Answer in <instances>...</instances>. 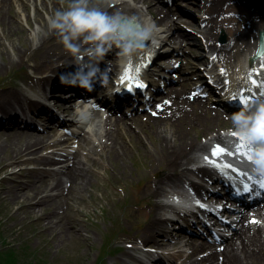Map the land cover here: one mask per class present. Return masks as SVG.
Instances as JSON below:
<instances>
[{
    "label": "bare ground",
    "instance_id": "bare-ground-1",
    "mask_svg": "<svg viewBox=\"0 0 264 264\" xmlns=\"http://www.w3.org/2000/svg\"><path fill=\"white\" fill-rule=\"evenodd\" d=\"M18 1H21L18 5L23 7L26 4L25 9L29 3L33 1L36 7L35 25L29 31L21 30L20 27V15L15 18L17 26L13 22V17L17 16L19 10L14 6ZM41 4L38 5L37 0H0V25H8L9 28H1L2 35L6 38L11 36L9 39V46L14 48L13 54H9V64L15 63L20 60L22 62L24 57L28 55L32 60V68L36 71L53 69L68 55H71L65 50L63 45L59 42L57 35L50 33L47 28V20L43 16L46 12L49 16L51 12L56 11L55 6L57 0L49 3L50 7L47 8L44 0H39ZM151 1V0H149ZM148 0H113L112 4L106 9L109 12H121L126 15H146L150 17L159 30L158 42L154 48L150 47V50L142 51L133 62L130 64L134 68L136 66H142L140 68L139 77L152 74L149 69L151 62L164 54L163 65L171 66L173 69H179L184 71L188 67L187 61L184 62L179 58V51L185 50L188 45L194 43L198 48L209 51H216L217 48L214 45L215 38L217 36L216 27L213 26L214 22H210L213 17L222 16L226 11V4L228 0H196L194 3L195 10L212 7V10L204 9L203 14L192 13L180 6L177 11L165 9L161 4L149 2ZM193 1L190 0L188 3L193 5ZM253 1V0H252ZM248 2V1H246ZM245 2V3H246ZM248 2V7L250 6ZM244 4L243 2L241 3ZM146 5V6H145ZM227 5L235 9L234 3H228ZM61 8L63 5H59ZM236 10V9H235ZM13 11V14H12ZM258 12L257 16L253 14L250 16L238 13L237 17L240 21L247 26L241 31L243 36L241 38L235 37V44L230 47L227 52H223L221 49L220 53L215 59H210L209 63L206 58L203 59V64L206 66L205 71L215 72L219 81L228 87L227 94L232 96L234 92L242 91L248 92L249 84L244 75L247 76L249 69L247 66V58L251 49L255 50L257 42L253 43L249 38V27L255 22L260 21L264 24V3L260 9H256ZM216 13V15L214 14ZM238 12V10H236ZM160 18L158 23L157 17ZM199 20V21H198ZM44 21V22H43ZM202 21V22H201ZM188 23V24H187ZM9 29V30H8ZM23 33V34H21ZM24 39L21 49L15 48V39ZM166 46L164 52L162 47ZM193 51V50H192ZM173 54V55H172ZM190 54L192 52L190 51ZM194 54L196 51L194 50ZM247 55V56H246ZM172 58V59H171ZM170 59V60H169ZM65 60V59H64ZM166 60H169L166 62ZM181 60V61H178ZM116 71L115 77L117 80L122 81V76L126 68H121L117 54L112 57V61H109ZM179 62V63H178ZM246 63V64H245ZM223 67V72L214 70L213 67ZM245 64V65H244ZM258 64V65H256ZM264 64V57L251 64V67H256ZM129 66V65H128ZM201 70V69H200ZM146 73V74H145ZM165 74V73H164ZM47 75H43L38 79H45ZM33 78V75L29 76ZM179 88H173L168 91L163 97L171 102L163 103L158 107H153V101H149L148 105L153 109L147 111L143 116L137 118H113L111 116H104L101 112L96 113V120L101 121L100 129L96 135L100 136L101 139L97 143L99 148L104 151L109 160L123 161V165L126 164L125 159L128 158L129 151L133 153L134 149H143L144 155H157L159 159L158 167L155 170L154 165L150 166L147 170L146 183L143 193L145 194L146 200L150 203V208L145 211L143 208L142 215L145 217L146 226L143 227L140 237L136 234L133 236H127L126 241L136 240L140 244H152L156 247L161 246L165 239L170 246H177L180 248V252L184 251V247H191L190 252L182 264H264V208L263 211H258V215L262 218L261 225L248 226L238 234L236 239L226 240L224 242V248H217L205 244L200 240V236H193L189 230H183L185 232H178L177 235H172L169 238V234L172 230L169 225H172L173 220L165 218L163 213L168 209H174L180 216L185 214L182 210L171 206L170 204L163 203V197L167 196L168 187L175 188L176 186L188 182L191 186H197L192 177L196 175H208L204 169L194 170L189 166L191 161V151L195 148H204L206 142L204 140L208 135H204V140H198L193 136L194 131L200 126L204 125L205 130H208L212 123L219 120L222 115L215 112L213 117L208 116L210 110L204 104V99L201 93H196L193 97L189 96V91L194 85V79H191L188 75H182L179 77ZM123 83V82H122ZM200 84H198L199 86ZM188 93V97L181 98L180 96ZM163 93V92H162ZM15 96V93L13 95ZM4 100L0 101V107L7 100L5 95ZM228 98V97H226ZM134 99V98H133ZM192 99L194 101H192ZM189 100V102L187 101ZM191 101V102H190ZM10 104L19 102L17 99H8ZM164 102V101H163ZM113 111V110H112ZM43 116V115H41ZM208 116V117H207ZM201 118H203L201 120ZM138 121V122H137ZM137 123V124H136ZM136 124V125H135ZM135 125V126H134ZM150 125L153 127V131L156 134V141L154 142L151 138L149 142L145 139L144 129L145 126ZM134 126V127H133ZM82 128L84 132L85 128ZM83 134V133H82ZM136 137L135 144H132V136ZM77 137L71 143V146H75V143L79 146L87 144L88 154L94 152L91 148L92 138L90 135H74ZM7 141V146L14 148L13 162L8 164H14L16 159L21 162H27L31 159L27 157L35 156L34 159L39 158L44 163H54V165H63L65 162H71L64 169L57 170L56 174L58 179L52 186V189L46 188L36 192L35 187L30 189L34 192L32 199L35 200L29 209L36 210L39 220L48 217L51 209L59 208L63 203H68L69 195L74 190L83 191L86 189L90 182V174L95 172L92 165L84 162L80 156L83 148L77 149L76 152L71 155L70 153L65 154L59 150H52L51 148L56 145V142H49V133L43 134H15L10 137ZM212 138L220 141L224 139V133L217 132L212 135ZM95 146V145H94ZM45 150V154L41 152ZM21 153L22 155H18ZM41 155V156H40ZM55 155H61L67 157H73V159H56ZM17 156V157H16ZM149 173H154L156 178L152 179ZM208 181V179H204ZM78 187V188H77ZM77 188V189H76ZM26 189H28L26 187ZM54 190H62V193L53 194ZM18 197H16L17 200ZM26 198H30L27 194ZM45 202L47 203L45 205ZM24 206H27L25 204ZM179 223V222H178ZM48 225L52 226V219L48 221ZM56 228L59 229L58 235L62 236L67 234V231L75 230L77 227L74 225V221L71 218L66 219L62 216ZM182 227L181 229H183ZM207 251L210 253L204 254ZM131 252H127V257H132ZM124 261L125 259H120Z\"/></svg>",
    "mask_w": 264,
    "mask_h": 264
},
{
    "label": "rangeland",
    "instance_id": "rangeland-1",
    "mask_svg": "<svg viewBox=\"0 0 264 264\" xmlns=\"http://www.w3.org/2000/svg\"><path fill=\"white\" fill-rule=\"evenodd\" d=\"M51 1L54 0H44L47 8L50 7L49 3ZM241 1H248L252 4L251 11H249V8L245 9V7H248V2L244 3L246 14L243 15L246 16H250L252 13L257 16L258 12L256 9H260L262 3H264V0H228L227 4L234 3L235 9L242 13L243 9L240 7ZM37 2L38 5L41 4L39 0ZM149 2L157 4L156 0ZM19 3L21 1H18L14 5L19 10V13L13 17L12 23L17 26L15 18L21 12L19 32L22 28L32 29L35 22L36 7L33 1L29 3L26 9L24 8L26 4L23 7L22 5H18ZM58 3L59 5H63L62 7L67 6V0H57L55 4V6L57 5L56 10L62 8H59ZM183 3L184 1L182 2L181 0L179 4ZM227 4L224 15L213 17L210 22H214L213 26L216 27L217 34H219L218 37L225 36L229 41L231 39V47L236 42L235 37L241 38L243 36L241 31L247 26L238 19L236 10ZM188 8L189 10L195 9L194 5L191 4ZM208 8L212 10V7L209 6L202 9ZM167 9L175 11L174 7ZM202 9L196 10L195 13L201 14ZM230 11L234 12L236 16L231 15ZM48 12L54 13L49 9ZM214 14L216 15L215 12ZM43 16L46 20L49 17L46 12L43 13ZM157 21L159 23L160 18L157 17ZM9 26L10 23L8 25H0V32L1 28L5 29L9 28ZM260 28H264V24L260 21L255 22L249 27V38L253 43L256 40V32ZM9 39H11V36L6 38L0 33V101L4 100L3 97L5 95L7 96V100H12L15 98L13 97L14 93L16 98H18V93L21 95L22 103L24 101L23 96L27 97V94L30 95L32 89L36 91L41 87L39 81L32 80L29 76L31 74H39L38 72L42 70L36 71L32 68V60L28 55L24 57L22 62L18 60L15 63L9 64V54H13L14 52V48L8 44ZM23 41L24 39L22 38L21 40L15 39V48L21 49L22 45H24ZM223 44L224 41L219 42L220 46ZM194 50L196 54H194ZM112 51L110 52L111 54ZM190 51L192 54H190ZM180 53H183L181 57L185 61L194 62L198 70V66L203 65V59L206 56L205 54H207L206 50L198 48L194 43L188 45ZM105 66H109L108 62H105ZM157 69L161 68L157 67ZM191 70L185 69V75H193V79L202 76L198 75V72H192ZM178 73L180 76L181 73ZM160 80L165 85L163 88V92H167L165 94H168V91H170L168 90L170 86L173 88L180 87L178 82L170 84L161 78ZM193 92L204 93L210 98L205 84L199 86ZM160 94L156 95V97H163L164 94ZM180 97L187 99L188 92ZM159 101L163 103V99ZM187 101L189 102V100ZM6 106L9 105L4 103L0 107V110L6 108ZM206 106L207 108L209 107L208 105ZM143 115L141 113V116ZM208 116L213 117L215 115L210 111ZM227 120L226 115L219 118L218 121L211 124L208 130L203 129L204 125L200 126L194 131L193 136L200 141L204 135H210L215 130L214 124L227 125ZM12 125L9 123L6 127H0V252L10 247L18 248L23 243H28L29 254H27V257L31 262L35 259L33 252L37 251L41 257H44L43 260L45 259L47 264H123L124 261H120V259H125V263L127 264L130 257H127L126 253L129 251L133 254L135 248L141 245L139 241H126V238L134 234L140 237L142 234L140 230L146 226L142 210L143 208L145 211L148 210L150 203L146 200L143 193L146 183L145 175L150 166L154 165V169H157L159 163L158 156H145L143 149L135 148L133 153L129 151L128 158L125 159L126 164L123 165V161H109L99 147H92L91 145V148L97 151L88 154L89 146H87L82 150L80 158L87 163H94L92 168L95 170V172L89 175L90 182L88 186L83 191L74 190L69 195L67 204L63 203L61 207L51 209L48 217L39 220L36 211L40 208L37 207L38 209L36 210L29 209L30 205L35 202L32 199L34 192L30 188L35 187L36 192L46 188L52 189V186L58 179V175L55 170L49 169L52 166L50 165L51 163H44L45 161L41 160L40 157L36 159H34L35 156L27 157L31 159L27 162H21L19 159H16L14 164H8L15 160L12 159L14 148L12 146L8 147L7 141L15 134L26 133L21 125L16 127H12ZM75 129L81 130L79 128ZM48 133L50 137L49 142L63 137L56 134L54 129L49 130ZM144 134L146 135L145 139L147 142H149L150 138L154 142L156 141V134L152 126H145ZM92 136L97 137L96 132H92ZM132 140L131 143L135 144L136 137L134 135L132 136ZM70 149L74 150L75 148L71 147ZM195 150L197 149H193L190 155ZM45 153V150L41 152V154ZM18 155L22 154L18 153ZM57 157L61 158L62 156L57 155ZM58 168L56 167L55 169ZM149 174L152 179H155L154 173ZM60 192L62 193V190L52 191L53 194ZM27 194L30 195L28 199L26 198ZM16 197H18L17 200ZM25 204L27 206H24ZM62 216L66 219L71 218L77 229L67 231V234L59 236V229L56 228V224ZM51 219L52 226H49L48 221ZM186 248V253H190L192 248ZM184 254L179 253L176 255L180 264L185 259ZM20 264H26V260L21 261Z\"/></svg>",
    "mask_w": 264,
    "mask_h": 264
},
{
    "label": "clouds",
    "instance_id": "clouds-1",
    "mask_svg": "<svg viewBox=\"0 0 264 264\" xmlns=\"http://www.w3.org/2000/svg\"><path fill=\"white\" fill-rule=\"evenodd\" d=\"M113 0H67V6L57 9L47 18V28L57 35L59 42L72 56L75 72L61 75L62 84L78 86L89 92L99 82L107 87L109 69L102 70L101 62L113 49H117L121 68L130 65L142 51L154 48L159 30L146 15H126L106 9ZM247 79V76H243ZM239 92L233 93L238 96ZM95 106L89 101L78 100L73 106L72 119L82 127H91ZM231 121L225 135L230 142L236 138L247 146L251 161L248 173L254 179H264V95L256 96L242 105L238 112L226 117ZM176 204V197L162 201ZM189 194L181 196L178 208L188 210L193 206Z\"/></svg>",
    "mask_w": 264,
    "mask_h": 264
},
{
    "label": "snow or ice",
    "instance_id": "snow-or-ice-1",
    "mask_svg": "<svg viewBox=\"0 0 264 264\" xmlns=\"http://www.w3.org/2000/svg\"><path fill=\"white\" fill-rule=\"evenodd\" d=\"M141 67L142 66H136L134 68L132 65H129L126 68L124 75L122 76L121 79H122V82H125L126 85L129 87V90H132V88L140 89V88L146 87V85L139 79V72H140ZM252 83L257 84V81L253 80ZM257 86L259 88H264V81L260 82V84ZM261 95H264V92H262ZM233 99H236V98L233 97ZM248 101H249L248 97L240 98V103L242 105H246L248 103ZM237 152L240 155L245 156L248 161H251V156L249 154V150H248L247 146L245 145V143H243L242 138H241V142L237 145ZM225 153H226L225 148L221 147L220 145H216L212 150V156L213 157H220V156L224 155ZM227 155H233V153L227 152ZM205 160L208 161V163L213 164L214 166L221 168V169L231 167V165H228V164L220 165L217 163V161L210 160L208 157H205ZM259 185L261 188H264V179L259 181ZM246 190H250V189H247V186H246ZM253 223H257V221L254 220Z\"/></svg>",
    "mask_w": 264,
    "mask_h": 264
},
{
    "label": "trees",
    "instance_id": "trees-1",
    "mask_svg": "<svg viewBox=\"0 0 264 264\" xmlns=\"http://www.w3.org/2000/svg\"><path fill=\"white\" fill-rule=\"evenodd\" d=\"M27 254H29L28 243H23L18 248L4 249L3 252H0V264H20L23 260H26V264H47V261L43 260L44 257H41L37 251L33 252L35 255L33 262L29 261Z\"/></svg>",
    "mask_w": 264,
    "mask_h": 264
},
{
    "label": "water",
    "instance_id": "water-1",
    "mask_svg": "<svg viewBox=\"0 0 264 264\" xmlns=\"http://www.w3.org/2000/svg\"><path fill=\"white\" fill-rule=\"evenodd\" d=\"M260 41H261V45L259 47V52L262 51L264 49V35L263 33L261 32V35H260Z\"/></svg>",
    "mask_w": 264,
    "mask_h": 264
}]
</instances>
